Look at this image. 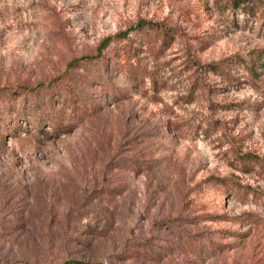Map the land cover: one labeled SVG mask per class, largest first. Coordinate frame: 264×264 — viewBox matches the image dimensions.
Listing matches in <instances>:
<instances>
[{
  "label": "rangeland",
  "instance_id": "obj_1",
  "mask_svg": "<svg viewBox=\"0 0 264 264\" xmlns=\"http://www.w3.org/2000/svg\"><path fill=\"white\" fill-rule=\"evenodd\" d=\"M231 2L0 0V264H264V0ZM142 19L173 35L131 79L97 51Z\"/></svg>",
  "mask_w": 264,
  "mask_h": 264
},
{
  "label": "trees",
  "instance_id": "obj_2",
  "mask_svg": "<svg viewBox=\"0 0 264 264\" xmlns=\"http://www.w3.org/2000/svg\"><path fill=\"white\" fill-rule=\"evenodd\" d=\"M231 6L236 8L241 6L244 2L247 0H231ZM127 32H121L119 36L126 38L124 39L123 44H119L117 46H110V38H106L103 43L98 47L97 55L99 57H108L113 56L117 57L120 56L125 59V65H129V78L135 79L136 74L139 72V65L136 63H131L129 58L133 57L137 54V49L139 48V45H145L146 48L150 49L152 53L157 54L160 52L169 42L173 35V29L172 27L166 26L163 23L155 22L147 19L140 20L137 25L131 30V34H128ZM161 36V42L157 48H152L151 46H154L153 42L156 41L157 37ZM110 41V42H109ZM138 44L135 45L134 43ZM121 52V53H120ZM108 55V56H107ZM136 61H138V58L136 56ZM212 69H215L216 67H212ZM219 68V66H217ZM107 74V73H106ZM24 92L25 95L29 96L30 100L33 101L37 97L33 92H30L28 89H25ZM63 92H65L64 99L71 100V104L73 108H77L76 103H73L74 101V92L71 88H63Z\"/></svg>",
  "mask_w": 264,
  "mask_h": 264
}]
</instances>
